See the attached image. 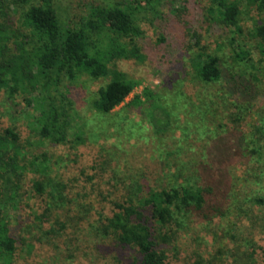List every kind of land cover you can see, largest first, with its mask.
I'll use <instances>...</instances> for the list:
<instances>
[{"label": "rangeland", "instance_id": "1", "mask_svg": "<svg viewBox=\"0 0 264 264\" xmlns=\"http://www.w3.org/2000/svg\"><path fill=\"white\" fill-rule=\"evenodd\" d=\"M100 1L58 0L57 6L61 16L80 22ZM242 5V38L257 65L261 62L263 67L260 39L253 36L251 27L262 24L264 16L247 2ZM161 9L159 14L144 16L141 23L144 36L138 43L146 60L132 58L117 62L118 68L138 84L111 115L98 114L91 103L96 91L111 76L94 78L84 70L77 80L67 84L77 119L66 143L53 145L39 135L33 122L36 105L29 102L37 92H19L14 99L16 104L8 99L7 93H0L1 127H14L28 160H37L38 164L44 160V165H50L52 175L68 185V203L51 221L54 225L60 218L65 224L64 230L60 229L64 237L26 244L32 239L23 230L37 214L45 212L47 205L45 197L33 189L42 166L30 167L23 183L22 209L19 212L16 209L18 214L14 217L19 223L14 264H128L130 251L120 248L112 235L97 234L101 221L112 217L118 211L115 204L125 201L138 187L146 194L150 188L179 186L186 180L203 184L205 169L210 172L207 182L219 188L212 199L222 198L226 209H220L223 213L211 222L192 215L184 226L177 228V239L173 238L167 249L170 264H264V68L260 70V80L255 82L261 91L254 102L245 105L244 117L240 116V110L230 106L227 110L230 117L235 112L232 122L220 128L219 118L209 116L204 126L210 132L198 138L199 115L192 111L186 117L181 114L187 119L184 124L175 115L183 105L170 103L176 89L182 88L193 95V89L200 88L197 80L189 82L192 69L187 62V50L196 39L190 29L204 27L201 9L197 10L189 0H167ZM14 25L19 28L21 21ZM226 32L217 27L204 35V42L214 49L219 44H229ZM147 88L154 103L144 96L142 103L133 105L131 100L143 95ZM199 90L202 100L206 92L216 89ZM195 96L196 93L191 100L197 101ZM167 112L171 114L170 125L167 131L159 133L153 119L164 121ZM237 115L241 117L239 120ZM91 130H98L101 137L96 140ZM230 132L239 139L245 137V144L238 139L212 145L215 136ZM77 133L83 138L79 143L75 140ZM184 134L192 136L180 137Z\"/></svg>", "mask_w": 264, "mask_h": 264}, {"label": "trees", "instance_id": "2", "mask_svg": "<svg viewBox=\"0 0 264 264\" xmlns=\"http://www.w3.org/2000/svg\"><path fill=\"white\" fill-rule=\"evenodd\" d=\"M166 1L101 0L93 6L88 17L76 22L60 15L58 0H0V93H7L8 99L15 102L19 92H37L29 102L31 106L33 103L36 105L33 122L39 135L53 145L66 143L77 119L67 84L77 80L84 70L94 78L111 76L110 81L101 86L91 100L95 112L111 115L138 84L118 68L117 62L132 58L146 60L138 43L144 36L141 25L143 17L159 14ZM190 2L197 10L201 9V25L204 27L201 30L190 29L196 39L195 44L187 50V62L192 69L189 82L194 83V79L198 81L199 89L216 90L206 92L201 100V90L197 88L193 89V95L185 93L182 88L176 89L170 104L183 105L180 112L175 114L177 120L183 119L182 115L186 117L190 111L199 115L202 131H198V138H202L210 132L207 125L204 126L207 117L219 118L217 124L220 128L228 126L235 114L230 117L227 113L229 107L240 110V116L244 117L242 111L245 105L254 102L261 91L255 82L260 80V70L264 66L261 62L257 65L242 38V4L247 2L255 7L259 15L264 16V0ZM17 20L21 21L19 28L14 25ZM217 27L227 31L225 35L229 44H219L214 49L204 42V35ZM251 31L253 36L260 39V50L264 55V22L252 26ZM150 92L149 88L145 89L143 95H136L131 100L132 104L142 103L144 96L149 103H154ZM195 93L197 101L191 100ZM165 115L167 119L164 121L156 117L153 119L159 133L167 131L170 125L171 114L167 112ZM237 116L239 120L241 117ZM183 121L185 124L187 119ZM91 132L96 140L101 137L98 130ZM190 136L184 134L180 137L187 139ZM75 137L77 143L83 140L78 133ZM238 139L233 132L226 136L220 134L213 138L212 145L217 146L222 140L231 143ZM239 141L245 144L246 138L242 136ZM36 162L29 161L25 156L17 130L14 127H1L0 116V264L15 262L19 223L14 217L22 209L23 183L33 165L42 166L33 182V189L39 196L45 197L43 200L47 205L45 212L37 214L35 220L23 230L32 239L26 244L34 245L46 239L54 241L64 237L62 230L65 224L58 218L56 228L51 221L68 203V185L52 175L50 165H44V160L40 164ZM203 172V184L197 180H186L179 186L150 188L146 194L138 187L129 193L125 201L115 204L118 211L101 221L102 226L96 229L97 234L112 235L120 248L130 251L131 261L128 264H170L167 249L173 238L177 239V228L179 230L192 215L211 222L223 213L220 209H226L222 198L219 197L221 201L212 199L219 188L207 182L209 170ZM250 258H253V254Z\"/></svg>", "mask_w": 264, "mask_h": 264}]
</instances>
